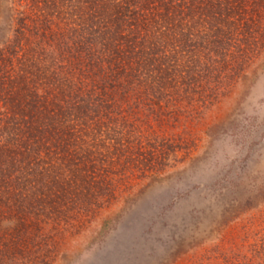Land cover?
I'll list each match as a JSON object with an SVG mask.
<instances>
[{
    "label": "trees",
    "instance_id": "1",
    "mask_svg": "<svg viewBox=\"0 0 264 264\" xmlns=\"http://www.w3.org/2000/svg\"><path fill=\"white\" fill-rule=\"evenodd\" d=\"M30 1L0 57V219L20 234L100 209L161 100L196 104L264 49V0ZM30 36L43 69L23 58ZM259 239L234 264H264Z\"/></svg>",
    "mask_w": 264,
    "mask_h": 264
},
{
    "label": "rangeland",
    "instance_id": "2",
    "mask_svg": "<svg viewBox=\"0 0 264 264\" xmlns=\"http://www.w3.org/2000/svg\"><path fill=\"white\" fill-rule=\"evenodd\" d=\"M30 2L0 0V57H7L12 30L23 26L20 19L32 15ZM28 44L23 58L32 55L43 69L44 55H37L31 36ZM17 60L14 54L15 70L23 63ZM229 76L218 88H207L196 104L161 100L142 126L141 143L131 136L128 162L113 166L114 191L96 212L39 219L42 225L29 235L17 233V219H0V264L248 260L264 236V49ZM152 145L161 160L156 154L143 163Z\"/></svg>",
    "mask_w": 264,
    "mask_h": 264
}]
</instances>
